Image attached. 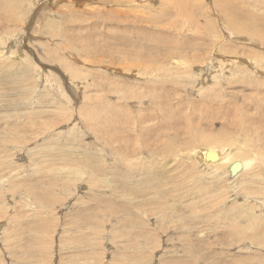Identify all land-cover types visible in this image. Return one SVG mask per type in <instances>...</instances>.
<instances>
[{
  "label": "rangeland",
  "instance_id": "rangeland-1",
  "mask_svg": "<svg viewBox=\"0 0 264 264\" xmlns=\"http://www.w3.org/2000/svg\"><path fill=\"white\" fill-rule=\"evenodd\" d=\"M148 2L0 0V264H264V0Z\"/></svg>",
  "mask_w": 264,
  "mask_h": 264
},
{
  "label": "bare ground",
  "instance_id": "bare-ground-1",
  "mask_svg": "<svg viewBox=\"0 0 264 264\" xmlns=\"http://www.w3.org/2000/svg\"><path fill=\"white\" fill-rule=\"evenodd\" d=\"M22 1H24V0H4V3H7L6 5H14V7H15V9H17V8H20V7H22L23 8V4H22ZM87 1H89V0H87ZM113 1V0H112ZM134 1H136L137 2V0H134ZM152 1H154V0H149V2L148 3H150V2H152ZM157 1V0H156ZM167 1V3L170 5V7H173V8H175V10L176 11H178V14L180 13H183L185 10H187L188 9V7L185 5L187 2H186V0H166ZM111 2V1H110ZM121 2H123V1H121ZM125 2V1H124ZM145 2V1H144ZM2 3V2H1ZM31 3V2H30ZM33 3V2H32ZM36 4V3H35ZM40 4V3H39ZM27 5V4H26ZM29 5V4H28ZM27 5V6H28ZM140 5H142V4H139V6ZM29 6H31V5H29ZM152 6V5H151ZM150 7V6H149ZM156 7V6H155ZM25 8V7H24ZM137 8H139L138 6H137ZM144 8V7H143ZM33 9V8H32ZM29 10V9H28ZM139 11L141 10L140 8L138 9ZM144 10H145V8H144ZM151 11H153V10H151ZM18 12V11H17ZM144 12V11H143ZM23 13V12H22ZM64 13V12H63ZM162 13V12H161ZM168 13V12H167ZM30 14V13H29ZM132 14V13H131ZM158 14H160V13H158ZM162 14H164V13H162ZM161 14V15H162ZM133 15V14H132ZM165 15V14H164ZM137 16V15H136ZM167 16V15H166ZM172 16V15H171ZM15 17V16H14ZM138 17H139V15H138ZM143 17V16H142ZM160 17V16H159ZM162 17V16H161ZM156 18V17H155ZM163 18V17H162ZM161 18V19H162ZM30 19V18H29ZM153 20V19H152ZM161 22V21H160ZM162 23V22H161ZM155 24V23H154ZM156 26H158V25H156ZM86 27V26H85ZM160 27V26H159ZM113 28H114V26H113ZM160 29V28H159ZM139 32H143L142 30L141 31H139ZM184 32H186V31H184ZM148 33V35H152V34H150V32H147ZM136 34V33H135ZM139 34V33H138ZM142 34V33H141ZM155 34V33H154ZM157 34V33H156ZM160 35V34H159ZM152 36H154V35H152ZM126 37V36H125ZM144 37V36H143ZM142 37V38H143ZM157 37V36H156ZM159 37V36H158ZM161 37V36H160ZM117 38V37H116ZM112 39H113V37H112ZM125 39V38H124ZM140 39V38H139ZM115 40V39H114ZM150 40V39H149ZM158 40H160V39H158ZM163 40V39H162ZM145 43H147L145 40H143ZM148 41V40H147ZM161 41V40H160ZM107 42V41H106ZM133 42V41H132ZM153 42V41H152ZM114 43V42H113ZM112 43V44H113ZM155 44H156V42H154ZM165 43V42H164ZM179 43V42H178ZM178 43H177V45H178ZM115 44V46L114 47H112V48H110V50L112 51V52H114V54H117V57H118V60L120 61V62H124V61H127L131 56H132V58L134 57V56H138V57H142V56H146V54L145 53H143V52H141V51H138L137 49V51H132L131 49H127V50H125L124 48H120V47H118L119 45L117 44L116 45V43H114ZM129 44V43H128ZM182 44H185V43H182ZM195 43H193V45H194ZM86 45V44H85ZM161 45V44H160ZM163 45V44H162ZM92 46V45H91ZM90 46V47H91ZM132 46V45H131ZM147 46H150V45H148V43H147ZM155 46V45H154ZM153 46V47H154ZM180 46V45H179ZM190 46V45H189ZM93 47V46H92ZM91 47V48H92ZM104 46H102V48H103ZM122 47V46H121ZM162 47H165V46H162ZM200 47H202V46H200ZM94 48V47H93ZM93 48H92V50H93ZM109 48V47H108ZM150 48H152L151 46L149 47V50H151ZM178 48V47H177ZM181 48V47H180ZM158 49V48H157ZM162 49V48H161ZM170 49V48H169ZM182 49V48H181ZM156 50V49H155ZM167 50V49H166ZM183 50V52H184V48L182 49ZM181 50V51H182ZM191 51H197V50H199V46H195V47H193L192 49H190ZM191 51H187L189 54H191V55H189V58L188 57H186L184 54L182 55L181 54V56L180 57H182V58H185V59H187V61L186 62H184V61H181L180 60V58H178V57H176V56H174L175 54H177V51H172V50H168L167 52H164V53H162V52H160V51H153V48H152V51L151 52H154V53H156V54H160V55H163V56H161V57H163L164 58V56H165V58H169L170 56L172 57V61H173V63H176L177 65H182L183 67H186L185 65L186 64H190L191 63V60H194L197 56H199V55H197L196 53H191ZM199 52V51H198ZM132 53H135V55H132ZM149 53H150V51H149ZM151 55L153 54V53H150ZM155 54V55H156ZM186 54V53H185ZM202 54V53H201ZM159 58H160V56H159ZM177 58V59H176ZM198 58V57H197ZM162 59V58H161ZM232 59V58H231ZM262 59V58H261ZM131 60V59H130ZM134 61V60H133ZM133 61H132V63H133ZM141 61V60H140ZM163 61V60H162ZM165 61V60H164ZM163 61V62H164ZM199 61V60H198ZM253 61H254V59H253ZM146 62V61H145ZM203 62V61H202ZM234 62V61H233ZM239 62V61H238ZM251 62V61H250ZM131 63V62H130ZM131 63V64H132ZM137 63V62H136ZM138 64V63H137ZM162 64V63H161ZM214 65H215V63H213ZM247 64V63H246ZM128 65H129V63L128 64H126V65H124L123 67H126V68H128ZM143 65V64H142ZM68 66H71V65H68ZM73 66V65H72ZM249 66V65H248ZM148 67V66H147ZM71 68V67H70ZM116 68V67H115ZM149 68V67H148ZM196 69V68H195ZM202 69H204V68H202ZM70 70H72V69H70ZM76 70V69H75ZM127 70V69H126ZM146 70V69H145ZM257 70V69H256ZM68 71V70H67ZM118 71V70H117ZM131 71V70H130ZM69 72H71V71H69ZM72 72H74V71H72ZM120 72V71H119ZM211 72H212V70H211ZM125 77V76H124ZM134 77H137L136 75L134 76ZM70 91V90H69ZM227 111H228V109H227ZM231 111V110H230ZM235 111V110H234ZM99 118V117H98ZM152 120V119H151ZM144 127V126H143ZM92 128V127H91ZM144 129H145V131H147L148 130V133L150 134V129L149 128H147L146 126L144 127ZM152 130H155L154 128L153 129H151V131ZM157 130V129H156ZM155 130V131H156ZM157 131H159V130H157ZM145 134V133H144ZM147 134V133H146ZM156 135H157V133H156ZM156 135H155V138H156ZM151 136V135H150ZM159 136V135H158ZM157 136V138H160L161 136H159L158 137ZM147 137V136H146ZM154 138V137H153ZM155 140V139H154ZM153 141V140H152ZM140 146V145H139ZM145 146H149L148 144H146ZM141 149V148H140ZM208 155H212L210 158L208 157ZM203 158L205 159V156H206V162H205V164H208V165H218V166H221V164H225V163H229V167H230V165L232 164V163H234V162H236V161H240L241 162V164H242V166H241V169L239 170V171H244L245 169H247L248 167H249V162L248 161H246L245 159H242V158H240V156L239 155H234V156H232V155H230V154H225L222 150H218V149H216V148H208L204 153H203ZM238 171V172H239Z\"/></svg>",
  "mask_w": 264,
  "mask_h": 264
},
{
  "label": "water",
  "instance_id": "water-1",
  "mask_svg": "<svg viewBox=\"0 0 264 264\" xmlns=\"http://www.w3.org/2000/svg\"><path fill=\"white\" fill-rule=\"evenodd\" d=\"M211 156L212 155H208L209 158ZM241 166H242V164L240 161H236L230 165L229 170H230V174L232 177H234L236 175V173L241 169Z\"/></svg>",
  "mask_w": 264,
  "mask_h": 264
}]
</instances>
